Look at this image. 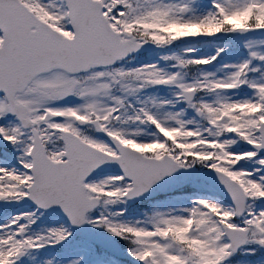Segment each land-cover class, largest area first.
Instances as JSON below:
<instances>
[{
	"label": "snow or ice",
	"instance_id": "6c2138e0",
	"mask_svg": "<svg viewBox=\"0 0 264 264\" xmlns=\"http://www.w3.org/2000/svg\"><path fill=\"white\" fill-rule=\"evenodd\" d=\"M0 264H264V0H0Z\"/></svg>",
	"mask_w": 264,
	"mask_h": 264
},
{
	"label": "water",
	"instance_id": "95a60500",
	"mask_svg": "<svg viewBox=\"0 0 264 264\" xmlns=\"http://www.w3.org/2000/svg\"><path fill=\"white\" fill-rule=\"evenodd\" d=\"M84 232H85V229L81 230L79 233L85 235Z\"/></svg>",
	"mask_w": 264,
	"mask_h": 264
}]
</instances>
